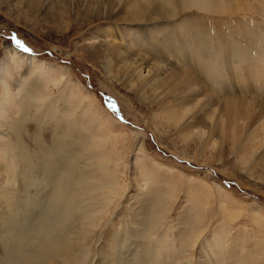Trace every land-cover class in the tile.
<instances>
[{"label":"rangeland","instance_id":"1","mask_svg":"<svg viewBox=\"0 0 264 264\" xmlns=\"http://www.w3.org/2000/svg\"><path fill=\"white\" fill-rule=\"evenodd\" d=\"M253 66L264 0H0V264L63 171L12 264H264Z\"/></svg>","mask_w":264,"mask_h":264},{"label":"bare ground","instance_id":"2","mask_svg":"<svg viewBox=\"0 0 264 264\" xmlns=\"http://www.w3.org/2000/svg\"><path fill=\"white\" fill-rule=\"evenodd\" d=\"M30 58H32L31 56H29ZM240 64V63H239ZM215 66V65H214ZM217 66V65H216ZM250 66V65H248ZM247 66V68H248ZM237 67V66H236ZM254 67V66H253ZM255 68V67H254ZM250 69V68H249ZM219 70V69H217ZM242 70V69H241ZM252 72V69H250ZM237 72V71H236ZM248 73V71H247ZM246 73V74H247ZM253 73L256 74L257 77H255L254 82L255 85L257 87H260L259 90L264 91V70H262L259 67H256L253 71ZM226 75V74H225ZM246 76V75H245ZM229 77V76H228ZM240 78V77H239ZM238 78V81L240 83V79ZM243 78V76H242ZM212 80V79H211ZM216 80V79H215ZM251 80V79H250ZM213 81V80H212ZM231 82V81H230ZM229 81L224 82L227 86L230 84ZM223 83V84H224ZM243 84V82H241ZM214 84V83H213ZM216 84V83H215ZM221 84V86L223 85ZM210 85V84H209ZM252 85V86H255ZM230 86V85H229ZM232 86V85H231ZM242 86V85H241ZM255 86V87H256ZM212 87V86H211ZM216 87V86H215ZM237 87V85H236ZM229 87H223V88H219L220 90H227ZM241 88V87H240ZM247 88V86H246ZM251 88V87H250ZM249 88V89H250ZM245 89V88H244ZM233 89H230V91H232ZM242 90V89H240ZM239 90V91H240ZM248 89H245V92ZM252 90V89H251ZM243 91V90H242ZM249 91V90H248ZM253 91V90H252ZM256 91V90H255ZM219 92V91H218ZM227 92V91H226ZM244 92V91H243ZM250 93H252L251 91H249ZM215 93V92H214ZM247 93V92H246ZM256 93V92H255ZM254 93V94H255ZM224 94V93H223ZM225 95V94H224ZM251 95V94H250ZM223 95H221L222 97ZM244 96V95H243ZM221 99V98H220ZM252 99V98H251ZM231 101V100H230ZM238 102V101H237ZM235 102V103H237ZM247 102V101H246ZM246 104V103H245ZM250 105V104H249ZM237 106V105H236ZM249 107V106H247ZM230 109V108H229ZM4 111V110H3ZM237 115V114H236ZM236 120V119H235ZM263 121V120H262ZM240 146V145H239ZM2 149V148H1ZM9 165V164H8ZM10 168V167H9ZM63 171V170H60ZM8 173V172H7ZM28 173V172H27ZM71 174H67L66 171L63 172H59V174H57V177L61 176L60 178H58V181H56V187L62 189V188H67V190H62V192L60 193V191H55L54 195L52 196V198H50L48 200V204L44 205V210L47 211V215L44 216V221L38 222V223H32L31 220H24L23 222H21L19 225H15L16 223H14V225L11 227L10 230V236L12 237V242H13V246L8 248V253L6 254L5 260L3 264H12L14 261H16L12 256H10L12 253H14L15 249H16V245L18 247H20L21 245H23V243H29L30 240L35 237H37L38 235H42L45 237H47V235L52 231V229L48 228L49 226H47V223H49L51 220H54V214L58 213L60 214V217L62 216L61 213L58 212L62 211H68L67 210V205L70 204L71 201H69L68 197L71 194V189L73 188V190H75L76 188H78V186H82V183L80 181H78V179L72 180V178H70ZM8 178V176H7ZM10 179V178H9ZM13 186V185H12ZM73 186V187H72ZM76 186V187H74ZM6 195V194H5ZM11 207V205H10ZM43 210V211H44ZM11 213V212H10ZM94 215V214H93ZM52 217V219L50 218ZM38 218V217H37ZM51 223V222H50ZM36 239V238H35ZM10 242V241H9ZM12 245V244H11ZM9 254V255H8ZM18 264V263H17Z\"/></svg>","mask_w":264,"mask_h":264},{"label":"snow or ice","instance_id":"3","mask_svg":"<svg viewBox=\"0 0 264 264\" xmlns=\"http://www.w3.org/2000/svg\"><path fill=\"white\" fill-rule=\"evenodd\" d=\"M18 49L23 50L24 52H27L28 49L25 48L18 40L16 41V45H15Z\"/></svg>","mask_w":264,"mask_h":264}]
</instances>
